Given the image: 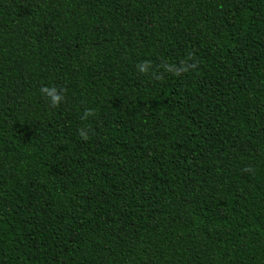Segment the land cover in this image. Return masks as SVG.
Masks as SVG:
<instances>
[{
	"label": "trees",
	"instance_id": "16d2710c",
	"mask_svg": "<svg viewBox=\"0 0 264 264\" xmlns=\"http://www.w3.org/2000/svg\"><path fill=\"white\" fill-rule=\"evenodd\" d=\"M0 264H264V0H0Z\"/></svg>",
	"mask_w": 264,
	"mask_h": 264
},
{
	"label": "clouds",
	"instance_id": "9594fccd",
	"mask_svg": "<svg viewBox=\"0 0 264 264\" xmlns=\"http://www.w3.org/2000/svg\"><path fill=\"white\" fill-rule=\"evenodd\" d=\"M138 72H140L141 74H148L149 70L151 68V62L150 61H143L139 64L136 65ZM195 68L196 65L192 64V65H188L185 62V65L182 67H177L175 65H169V64H165L164 68L166 71L173 73L174 75H181L183 72H186L189 70V68ZM40 92L42 95L45 96V98L49 101V106L52 108H58L60 106V104L64 101L65 97L62 93V90L57 89L56 87H42L40 89ZM96 113L93 109H87L85 110L84 114H83V119L87 120L89 117L94 116ZM79 134L81 136V138L83 140H88L89 139V135L87 133V131H85L84 128H81L79 130Z\"/></svg>",
	"mask_w": 264,
	"mask_h": 264
}]
</instances>
